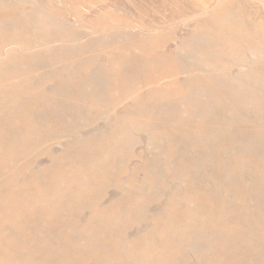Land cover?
I'll return each instance as SVG.
<instances>
[{
    "label": "rangeland",
    "instance_id": "obj_1",
    "mask_svg": "<svg viewBox=\"0 0 264 264\" xmlns=\"http://www.w3.org/2000/svg\"><path fill=\"white\" fill-rule=\"evenodd\" d=\"M0 264H264V0H0Z\"/></svg>",
    "mask_w": 264,
    "mask_h": 264
}]
</instances>
